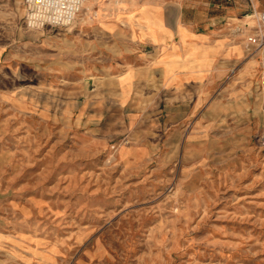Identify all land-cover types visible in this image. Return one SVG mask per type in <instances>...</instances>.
Listing matches in <instances>:
<instances>
[{
    "label": "rangeland",
    "instance_id": "rangeland-1",
    "mask_svg": "<svg viewBox=\"0 0 264 264\" xmlns=\"http://www.w3.org/2000/svg\"><path fill=\"white\" fill-rule=\"evenodd\" d=\"M108 1L31 27L0 0V264H264V78L260 124L122 114L85 44Z\"/></svg>",
    "mask_w": 264,
    "mask_h": 264
},
{
    "label": "crops",
    "instance_id": "crops-1",
    "mask_svg": "<svg viewBox=\"0 0 264 264\" xmlns=\"http://www.w3.org/2000/svg\"><path fill=\"white\" fill-rule=\"evenodd\" d=\"M109 2L110 9L85 28V44L95 50V65H106L111 81L116 79L112 107L137 121L150 114L158 121L163 114L173 117L181 131L182 123L196 126L199 113L229 99L245 109L246 122L261 123L264 46L248 45L247 34H256L248 19L264 9V0ZM240 25L245 32L234 33ZM135 98L147 102L146 109L136 108Z\"/></svg>",
    "mask_w": 264,
    "mask_h": 264
},
{
    "label": "built area",
    "instance_id": "built-area-1",
    "mask_svg": "<svg viewBox=\"0 0 264 264\" xmlns=\"http://www.w3.org/2000/svg\"><path fill=\"white\" fill-rule=\"evenodd\" d=\"M86 0H23L25 17L31 27L69 26L84 11ZM256 34H247L248 45L264 46V9L254 11ZM249 26V24H245ZM245 32L244 26L234 28V33Z\"/></svg>",
    "mask_w": 264,
    "mask_h": 264
}]
</instances>
